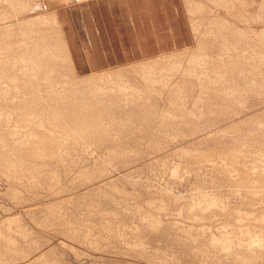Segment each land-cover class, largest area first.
Returning <instances> with one entry per match:
<instances>
[{"label":"rangeland","instance_id":"1","mask_svg":"<svg viewBox=\"0 0 264 264\" xmlns=\"http://www.w3.org/2000/svg\"><path fill=\"white\" fill-rule=\"evenodd\" d=\"M85 1L0 0V96L6 99L0 97V153L7 155L0 158V264H264V191L250 190V175L264 169V0H160L161 12L154 14L163 39L159 51L148 46L151 54L140 60L82 72L67 52L58 11ZM40 16L49 23L40 24ZM149 16L140 15L145 34L151 31ZM14 62L19 65L9 67L12 72L7 63ZM10 71L13 76L20 72L18 82ZM91 77H101L95 102L88 84L77 82ZM124 83L133 87L125 91ZM75 95L98 101L104 118L96 130L30 156L18 141L27 131L25 122L26 131L21 126L25 112L32 122L45 110L54 111L52 104L56 111L72 105L68 100ZM33 122L29 128H36ZM241 179L243 187L237 184ZM245 192L247 197L240 196ZM214 197L217 208L207 205ZM257 236L262 248L251 251V260L236 242L246 246ZM223 239L233 242L228 254L214 246Z\"/></svg>","mask_w":264,"mask_h":264},{"label":"bare ground","instance_id":"2","mask_svg":"<svg viewBox=\"0 0 264 264\" xmlns=\"http://www.w3.org/2000/svg\"><path fill=\"white\" fill-rule=\"evenodd\" d=\"M79 1V0H78ZM13 2V1H12ZM28 2V1H27ZM34 2V1H33ZM39 2V1H38ZM9 3H11V2H9ZM32 3V2H31ZM28 4H30V3H28ZM34 4H36V3H34ZM3 5H4V3H3ZM10 5V4H9ZM32 5V4H31ZM6 6V5H5ZM36 6H37V4H36ZM199 9V8H198ZM5 13V12H4ZM54 13V12H53ZM61 13V12H60ZM49 15V14H48ZM48 15H46L47 17H49ZM51 15V14H50ZM42 16H44V14L42 15ZM8 17H9V15H8ZM45 17V16H44ZM11 18V17H10ZM50 18V17H49ZM49 18H43V20L46 22V23H49ZM59 18V17H58ZM39 19V21H40V24H41V21L43 22V20H40L41 19V16H40V18H38ZM53 19V18H52ZM52 19H50V20H52ZM55 19V18H54ZM36 20H37V18H36ZM1 21H2V19H1ZM0 21V22H1ZM38 21V20H37ZM247 21V20H246ZM32 22H34L33 20H32ZM55 22V21H54ZM24 23H25V21H24ZM23 23V24H24ZM34 23H36V21L34 22ZM39 23V22H38ZM57 23V22H56ZM51 25V24H50ZM8 26V25H7ZM11 26V25H10ZM55 26V25H54ZM60 28H61V35H62V37L64 38V40L66 41V45H67V52L68 51H70L69 50V41H67V37H66V31L64 30V26L62 27V24L61 23H59V25H58ZM57 26V27H58ZM39 27V26H38ZM8 29V28H7ZM17 29V28H16ZM235 29V28H234ZM4 30V29H3ZM23 30V29H22ZM10 31V30H9ZM239 31V30H238ZM11 32V31H10ZM9 32V33H10ZM16 32V31H15ZM40 32V31H39ZM5 33V32H4ZM23 33V32H22ZM21 33V34H22ZM26 33H27V31H26ZM13 34V33H12ZM2 35V34H1ZM10 35V34H9ZM8 35V36H9ZM15 35V34H14ZM45 35V34H44ZM7 36V37H8ZM6 37V38H7ZM10 37V36H9ZM17 38H19V37H17ZM63 38H62V40H63ZM20 39H22V38H20ZM37 39V38H36ZM7 40V39H6ZM39 40V39H38ZM19 41V40H18ZM30 41V40H29ZM43 41V40H42ZM6 42V41H5ZM65 43V42H64ZM5 44H7V43H5ZM17 44H19V42L17 43ZM21 44V43H20ZM4 45V44H3ZM24 45V44H23ZM22 45V46H23ZM28 45V44H27ZM36 45V44H35ZM65 45V46H66ZM5 46V45H4ZM21 46V45H20ZM7 47V46H6ZM10 47V46H9ZM15 47H17V46H15ZM26 48V47H25ZM20 49V48H19ZM42 49V48H41ZM1 51V50H0ZM8 51V50H7ZM33 51V50H32ZM6 52V51H5ZM30 53V52H29ZM1 54H2V52H1ZM26 54H27V52H26ZM31 55V54H30ZM68 55V54H67ZM29 56V55H28ZM39 56V55H38ZM41 56V55H40ZM167 56V55H166ZM259 56V55H258ZM32 57V56H31ZM34 57V56H33ZM6 58V57H5ZM0 59H2V58H0ZM20 59V58H19ZM34 59V58H33ZM25 60V59H24ZM23 60V61H24ZM53 60V59H52ZM9 60H7V62H8ZM31 61V63L34 65V63H33V61L32 60H30ZM35 61V60H34ZM2 62V61H1ZM6 62V61H5ZM16 62H17V60H16ZM16 62H14V64H8L7 63V68H9V67H16V65L18 64V63H16ZM21 62V61H20ZM25 62V61H24ZM28 62V61H27ZM30 63V62H29ZM73 63V62H72ZM240 63V62H239ZM46 64V63H45ZM19 65V64H18ZM20 65H22V64H20ZM38 64H36V66H37ZM43 65V64H42ZM256 65V64H255ZM30 66V65H29ZM32 66V65H31ZM3 67H4V65H3ZM24 67V66H23ZM22 67V68H23ZM26 67H28V66H26ZM7 68H5L6 70H8ZM19 68H20V66H19ZM30 68V67H29ZM28 68V69H29ZM32 68H33V66H32ZM43 68V67H42ZM4 69V70H5ZM10 70H11V68H9ZM3 70V71H4ZM22 70V69H21ZM24 70V69H23ZM33 70V69H32ZM12 72H13V70H11ZM10 71V72H11ZM25 71V70H24ZM23 71V72H24ZM28 71H30V69L28 70ZM46 71V70H45ZM6 72V71H5ZM12 72H11V74H12ZM26 72H27V70H26ZM48 72V71H47ZM63 72V71H62ZM145 72H147V70L145 71ZM150 72V71H149ZM4 73V72H3ZM15 73V72H14ZM13 73V74H14ZM20 73V72H19ZM18 73V74H19ZM59 73V72H58ZM98 73V72H97ZM186 73V72H185ZM256 73V72H255ZM13 74L11 75V77L13 76ZM17 74V75H18ZM23 74V73H22ZM21 74V75H22ZM40 74V73H39ZM45 74V73H44ZM43 74V75H44ZM96 74V73H95ZM3 74H2V71L0 70V79L4 76H2ZM17 75H15V76H13V78H14V82H18L17 81ZM38 75V74H37ZM94 75V74H93ZM186 75V74H185ZM25 76H26V74H25ZM55 76V75H54ZM172 76V75H171ZM231 76V75H230ZM23 77V76H22ZM109 77H111V79L113 78L114 79V75H112V76H109ZM4 78H7V77H4ZM10 78V77H9ZM20 78V77H19ZM27 78V77H26ZM34 78H35V76H34ZM33 78V79H34ZM38 78H40V77H38ZM116 78V77H115ZM251 78V77H250ZM12 79V78H11ZM10 79V80H11ZM33 79H32V84H33V82L35 81H33ZM42 79V78H41ZM47 79V78H46ZM55 79V78H54ZM103 79H104V77H103ZM43 80V79H42ZM50 80H51V78H50ZM58 80V79H57ZM97 80V81H96ZM99 80H101V77H99V78H94V77H91V78H86V79H84V80H80V81H77L78 83H80V84H82V85H84V83L85 84H88V86H85V87H89V88H91V89H87L88 91H90V94H92V95H90V97L91 98H94V100H93V102H95L96 100L95 99H97L96 98V96H98V91H99V88H98V84H99ZM166 80V79H165ZM12 81V80H11ZM41 81V80H40ZM105 81V80H104ZM27 82V81H26ZM31 82V81H30ZM30 82H28V83H30ZM97 82H98V84H97ZM103 82V81H102ZM21 83V82H20ZM19 83V84H20ZM47 83V82H46ZM50 83V82H49ZM108 83H109V81H108ZM259 83V82H258ZM10 84H11V82H10ZM36 84V83H35ZM41 84V83H40ZM40 84H37V86L38 85H40ZM44 84V83H43ZM64 84V83H63ZM101 84V83H100ZM16 85V84H15ZM24 85H26V84H24ZM123 86L122 87H124V90L126 91L127 90V86H132L133 87V85H131V84H128V83H124V84H122ZM8 86V85H7ZM10 86V85H9ZM28 86H30V84H28ZM45 86V85H44ZM48 86V85H47ZM46 86V87H47ZM102 86V85H101ZM138 86V85H137ZM140 86V85H139ZM3 87V86H2ZM5 87V86H4ZM16 88H17V85L15 86ZM15 87H10V88H12V91L13 90H15L16 88ZM19 87H24V86H20L19 85ZM26 87V86H25ZM10 88H8V91H9V89ZM14 88V89H13ZM32 88V87H31ZM37 88V87H36ZM42 88H44L43 86H42ZM111 89H116V88H113L112 86L110 87ZM4 89V88H3ZM24 88H20L19 90H23ZM35 89V88H34ZM39 89V88H38ZM37 89V90H38ZM77 89H79V88H77ZM197 89V88H196ZM252 89V88H251ZM19 90H18V92H19ZM25 90V89H24ZM44 90H46V89H44ZM44 90H42V91H44ZM52 90V89H51ZM50 90V91H51ZM54 90V89H53ZM141 90V89H140ZM8 91H5V92H8ZM15 91H17V90H15ZM30 91V90H29ZM65 91V90H64ZM106 94L107 93H109V86L108 87H106ZM104 91V92H105ZM163 91V90H162ZM1 92V91H0ZM3 92V91H2ZM17 92V94H19ZM25 92V91H24ZM31 92V91H30ZM45 92V91H44ZM22 93H23V91H22ZM38 93V92H37ZM76 93V92H75ZM81 93H83V92H81ZM16 94V96H18ZM21 94V93H20ZM19 94V95H20ZM33 94V93H32ZM40 94V93H39ZM42 94V93H41ZM57 94V93H56ZM69 94V93H68ZM73 94H74V92H73ZM101 94H102V92H101ZM105 94V95H106ZM146 94H148V93H146ZM160 94V93H159ZM250 94V93H249ZM4 94L2 93V96H3ZM9 95H11V94H9ZM15 95V94H14ZM13 95V96H14ZM26 95V93L24 94V96ZM79 95H81L80 93H79ZM134 95V94H133ZM21 96H22V94H21ZM27 96H29L30 97V94H28ZM31 96H33V95H31ZM61 96V95H60ZM63 96V95H62ZM82 96V95H81ZM100 96V95H99ZM1 97V96H0ZM4 97V96H3ZM3 97H1L3 100H4V98ZM49 97H50V95H49ZM197 97V96H196ZM195 97V98H196ZM11 98V97H10ZM9 98V99H10ZM18 98V97H17ZM17 98L15 97L14 99H16L17 100ZM20 98V97H19ZM26 98H28V97H26ZM26 98H24V99H22V100H25ZM54 98V97H53ZM8 99V98H7ZM34 99V98H33ZM51 99V98H50ZM60 99H63V98H60ZM67 99H68V97H67ZM99 99V98H98ZM6 100V99H5ZM4 100V101H5ZM11 100V99H10ZM10 100H9V102H10ZM19 101H20V99H18ZM17 100V101H18ZM29 100H30V98H29ZM28 99H27V101H29ZM32 100V99H31ZM30 100V101H31ZM34 100H36V99H34ZM34 100H32V101H34ZM53 100V99H52ZM51 100V101H52ZM55 100H56V98H55ZM59 100V99H58ZM70 100H73L72 101V105H71V102L69 103L68 101H70ZM130 100H131V98H130ZM230 100V99H229ZM16 101V102H17ZM63 101V100H62ZM61 101V102H62ZM65 101H66V99H65ZM66 103L68 104V107H64V108H58V110L56 111V109H54L52 106H53V104L51 105V109H53L54 111H52V112H49L48 110H45V116H40L41 115V113H40V117L39 116H37V115H35V120L37 121L36 123V125L37 126H35V120H32V122H33V124H34V126L36 127V128H29L30 127V125H31V118H27V117H29V116H27L28 114H27V111L25 112L24 111V109H23V111L25 112V114L23 115V114H21V115H23V116H26L25 118L26 119H24V118H21L20 116L21 115H19V118L18 119H22L23 121H22V123H21V126H23V128H24V125H23V122H25L24 124H26L25 125V128L27 129V131L25 130V128H24V130L26 131L25 133H26V135L23 137L24 139L22 140V141H20L21 139L20 138H18V139H20V140H18L19 142H21V144H25V146H26V151H28L29 152V154L31 153L32 155H35V156H37V157H39V155L41 156L42 155V153H44V151L45 150H50V149H52L53 147H56L57 145L60 147V145L62 144V143H60V140L62 139H67L68 141L69 140H75V139H77L78 137L80 138V139H83L84 138V136L86 135L85 133H88V132H91L92 133V131H94V129L96 128L95 127V125L97 124V123H99V121H101L103 118H104V116L102 115V113H100L102 110L98 107V105H95L96 103H90V102H88V98H83V97H80V96H78V95H75V97H71V99H69ZM103 101V100H102ZM201 101V100H200ZM3 102V101H2ZM22 102H24V103H27V102H25V101H22ZM64 102V101H63ZM99 102H101V101H99ZM6 103V102H5ZM11 103V102H10ZM9 103V104H10ZM15 102L13 101V104H14ZM29 103V102H28ZM58 103V102H57ZM65 103V104H66ZM202 103V102H201ZM12 104V103H11ZM16 104V103H15ZM14 104V105H15ZM30 104V103H29ZM54 104H55V102H54ZM67 104H66V106H67ZM99 104V103H98ZM101 104H103V102H101ZM105 105H106V103H104ZM18 105H19V108H21L20 107V104H19V102H18ZM24 105V104H23ZM27 105V104H26ZM58 105V104H57ZM57 105H55L56 107H57ZM93 105H95V106H93ZM4 106V105H3ZM16 106V105H15ZM63 106H65L64 104H63ZM102 106V105H101ZM14 107V106H13ZM12 107V108H13ZM23 107H25V106H23ZM14 108H16V107H14ZM19 108H17V109H19ZM227 108V107H226ZM229 108V107H228ZM4 109H6V108H4ZM8 109V108H7ZM11 108H9V110H10ZM16 109V110H17ZM51 109H50V111H51ZM16 110H15V112H16ZM21 109H19L18 111H20ZM99 110H100V112H99ZM163 110V109H162ZM169 110V109H168ZM8 111V110H7ZM13 112H14V109H13ZM13 112H11V114H15V113H13ZM21 112V111H20ZM49 112V113H48ZM93 114H92V113ZM170 112V111H169ZM173 112V111H172ZM171 112V113H172ZM9 113H10V111H9ZM23 113V112H22ZM32 113V112H31ZM43 113H44V111H43ZM42 113V114H43ZM199 113V112H198ZM4 114V113H3ZM8 114V113H7ZM6 114V115H7ZM37 114V113H36ZM92 114V115H91ZM95 114V115H94ZM97 114V115H96ZM177 114V113H176ZM5 115V116H6ZM33 115V114H32ZM44 115V114H43ZM165 115V114H164ZM184 115V114H183ZM263 115V114H262ZM5 116H3L2 117V120L3 119H7V118H5ZM10 116V115H9ZM18 116V115H17ZM22 116V117H23ZM34 116V115H33ZM170 116V115H169ZM11 117V116H10ZM115 116H113V119H115L114 118ZM142 117H146V115L145 116H142ZM1 118V117H0ZM140 118V117H139ZM251 118V117H250ZM32 119H34V118H32ZM8 120V119H7ZM10 120H12V119H10ZM64 120H67L68 121V125H66L65 123V125H63V123L62 122H64ZM5 121V120H4ZM19 121V120H18ZM70 121H71V123H70ZM112 121V120H111ZM142 121V120H141ZM1 122V121H0ZM7 122H9V120L7 121ZM14 122V121H13ZM20 122H21V120H20ZM27 122V123H26ZM70 123V124H69ZM116 123V122H115ZM5 124H7L6 122H5ZM9 124V123H8ZM18 124V123H17ZM16 124V121H15V127H17L18 125ZM52 124V125H51ZM114 124V123H113ZM0 125H1V123H0ZM17 125V126H16ZM62 125V126H61ZM70 125V126H69ZM236 125V124H235ZM21 126H20V128H21ZM50 126H52V128L53 129H50ZM68 126V127H67ZM257 126V125H256ZM14 127V126H13ZM49 127V128H48ZM229 128V127H228ZM256 128V127H255ZM19 129V128H18ZM21 130H23V129H21ZM23 130V131H24ZM96 130V129H95ZM239 130V129H238ZM0 131H1V129H0ZM6 131V130H5ZM13 131V130H12ZM222 131V130H221ZM2 132V131H1ZM0 132V133H1ZM18 133V132H17ZM17 133L15 134H13V136L14 135H17ZM20 133V132H19ZM23 133V132H22ZM58 133V134H57ZM194 133V132H193ZM264 133V132H263ZM8 134V133H7ZM11 134H12V132H11ZM24 134V133H23ZM89 134V133H88ZM191 134V133H190ZM91 134H89V136H90ZM3 136H4V134L2 133V136H0V137H2L3 138ZM20 136V135H19ZM88 135L86 136L87 138L89 137ZM6 137V136H5ZM16 137V136H15ZM70 137H72V138H70ZM77 137V138H76ZM8 138V137H7ZM11 138H13V137H11ZM262 138V137H261ZM4 139V138H3ZM9 140V139H8ZM7 140V141H8ZM16 140V139H15ZM13 141V143L14 142H16V141ZM63 140V141H64ZM85 140V139H84ZM27 141H29L28 143H27ZM70 142V141H69ZM73 142H75V141H73ZM73 142H71V143H73ZM77 142V141H76ZM75 142V143H76ZM83 142V141H82ZM239 142V141H238ZM1 143V142H0ZM8 143H9V141H8ZM10 143H11V141H10ZM12 143V144H13ZM20 144V145H21ZM23 144V145H24ZM85 144H87L86 142H85ZM7 145V144H6ZM5 145V146H6ZM64 145V144H63ZM63 145H61V147L63 146ZM66 145V144H65ZM233 145V144H232ZM4 146V145H3ZM10 148H9V147ZM7 147L9 148V149H11V146L10 145H8ZM14 146V145H13ZM13 146H12V148H13ZM16 146V145H15ZM57 146V147H58ZM23 147V146H22ZM52 147V148H51ZM58 147V148H59ZM260 147V146H259ZM5 149V148H4ZM15 149V148H14ZM18 149V148H17ZM16 149V150H17ZM233 149V148H232ZM6 150V149H5ZM19 150V149H18ZM25 150V149H24ZM54 150V149H53ZM8 151V150H7ZM26 151H24V153L26 152ZM56 151V150H55ZM215 151V150H214ZM14 152V151H13ZM27 152V153H28ZM188 152V151H187ZM196 152V151H195ZM249 152V151H248ZM254 152V151H253ZM252 152V153H253ZM12 153V152H11ZM16 153V152H15ZM20 153V152H19ZM48 153V152H47ZM53 153H55V152H53ZM198 153H201V152H199L198 151ZM197 153V154H198ZM232 153H234V152H232ZM251 153V154H252ZM26 154V153H25ZM24 154V155H25ZM31 154H30V156H31ZM188 154H189V152H188ZM203 155H204V153H202ZM210 154V153H209ZM231 154V153H230ZM235 154V153H234ZM12 155V154H11ZM44 155V154H43ZM218 155V154H217ZM225 155V154H224ZM237 155V154H236ZM2 156H7V155H5V151H4V153H0V158L2 157ZM8 156H10V154L8 155ZM17 156V155H16ZM211 157L212 155L210 154V155H208V157ZM222 156V155H221ZM226 156V155H225ZM241 156H242V154H241ZM258 156V155H257ZM263 156V154L261 153V155H260V157H262ZM202 157H204V156H202ZM202 157H199V158H202ZM209 157V158H210ZM215 157V156H214ZM6 158V157H5ZM43 158V157H42ZM42 158H40V159H42ZM48 158V157H47ZM51 158V157H50ZM231 158H234V157H231ZM237 158V157H236ZM236 158H235V160H236ZM239 158V157H238ZM248 158V157H247ZM196 159H198V158H196ZM206 159V158H205ZM213 159V158H212ZM243 159V158H242ZM246 159V158H245ZM264 159V158H263ZM1 160H3L2 158H1ZM14 160H16L15 158H14ZM14 160L12 161V162H14ZM43 160V159H42ZM202 160V159H201ZM206 160H208V159H206ZM254 160V159H253ZM258 160H261V159H258ZM257 160V161H258ZM6 161V160H5ZM11 161V160H10ZM9 161V162H10ZM26 161V160H25ZM210 161V160H209ZM237 161V160H236ZM241 161V160H240ZM3 162V161H2ZM8 162V163H9ZM12 162H10V163H12ZM22 162H23V160H22ZM27 162V161H26ZM205 162V161H204ZM207 162V161H206ZM216 162H217V160H216ZM244 162V161H243ZM247 162V161H246ZM18 163H19V160H18ZM34 163V162H33ZM199 163V162H198ZM203 163V162H202ZM229 163V162H228ZM232 163V162H231ZM257 163V162H256ZM6 164V163H5ZM36 164V163H35ZM34 164V165H35ZM44 164V163H43ZM223 164V163H222ZM244 164V163H243ZM262 164V163H261ZM14 165V164H13ZM201 165V164H200ZM214 165H215V162H214ZM224 165V164H223ZM256 165V168L258 167L257 166V164H255ZM18 166V165H17ZM232 166V165H231ZM243 166V165H242ZM249 166V165H248ZM247 165H246V168L248 169L249 168V170L251 169L250 167H248ZM263 166V165H262ZM3 167H4V165H3ZM6 167V166H5ZM26 167V166H25ZM36 167V166H35ZM224 167H225V165H224ZM260 167H261V165H260ZM260 167H258L257 169L259 170L260 169ZM63 168V167H62ZM226 168H229V167H227L226 166ZM245 168V169H246ZM6 169V168H5ZM29 169V168H28ZM39 169V168H38ZM230 169H231V167H230ZM230 169H229V171H228V173H230ZM262 169H263V167H262ZM4 170V169H3ZM31 170V169H30ZM223 170V169H222ZM225 170V169H224ZM232 170V172H233V169H231ZM240 170V169H239ZM249 170H247L248 172H250ZM25 171V170H24ZM238 171V170H237ZM242 171V170H241ZM240 171V172H241ZM246 171V170H245ZM244 170H243V173L245 172ZM246 171V172H247ZM257 171V170H256ZM255 171V172H256ZM262 171V172H261ZM260 172H258L257 173V175H255V174H251L250 176H251V179H252V177L254 178L252 181H253V183L250 181L251 179H250V177H249V175H248V178L250 179L249 180V182H251V184H250V190H251V187H252V190H254V189H256L257 188V190L259 189L260 191H261V189L264 191V180H263V178H264V169L263 170H261ZM12 172V171H11ZM22 172V171H21ZM26 172V171H25ZM226 172V171H225ZM224 172V173H225ZM239 172V174L240 175H242L241 173ZM245 172V173H246ZM247 172V173H248ZM252 172V171H251ZM4 173V172H3ZM23 173V172H22ZM42 173H43V171H42ZM235 173V172H234ZM233 173V174H234ZM244 173V174H245ZM246 173V174H247ZM17 174V173H16ZM227 174V173H226ZM231 174V173H230ZM243 174V175H244ZM40 175V174H39ZM236 175V174H235ZM37 176V175H36ZM196 176H197V174H196ZM245 176V175H244ZM32 177H34V176H32ZM247 177V176H246ZM245 177V178H246ZM195 178H197V177H195ZM232 178V177H231ZM241 178V177H240ZM243 178V177H242ZM15 179V178H14ZM25 179V178H24ZM29 179V178H28ZM224 179H226L225 177H224ZM247 179V178H246ZM27 180V179H26ZM34 180V179H33ZM56 180V179H55ZM237 180H239V179H237ZM242 180H244V179H241L240 181H238L237 182V184L239 183V184H241L240 182H242L243 183V181ZM248 180V179H247ZM196 181V180H195ZM59 182V181H58ZM245 182V181H244ZM247 182V181H246ZM195 183V182H194ZM236 183V182H235ZM248 183V182H247ZM58 184V183H57ZM68 184V183H67ZM236 184H234V186H235ZM246 185H248V184H245V186ZM237 186V185H236ZM238 186H240V185H238ZM241 186L243 187L244 185H242L241 184ZM249 186V185H248ZM242 187H240V188H242ZM247 187V186H246ZM72 188V187H71ZM200 188V187H199ZM202 188V187H201ZM233 188V187H232ZM239 188V187H238ZM261 188V189H260ZM61 189V188H60ZM63 189V188H62ZM203 189V188H202ZM237 189V187L235 188V190ZM245 189V188H244ZM64 190V189H63ZM211 190V189H210ZM209 190V191H210ZM238 190V189H237ZM248 189H245V191H247ZM202 191V190H201ZM216 191V190H215ZM219 191H221L220 189H219ZM242 191H244L243 189H242ZM242 191H241V193H239V194H242ZM254 191H256V190H254ZM262 191V192H263ZM62 192V191H61ZM217 192V191H216ZM216 192H215V194H216ZM235 192V191H234ZM239 192V191H238ZM248 192H249V190H248ZM252 192V191H251ZM258 192V191H257ZM257 192H256V194L255 195H259V197L261 198V196L260 195H262L260 192H258V194H257ZM53 193V192H52ZM211 193V192H210ZM220 193V192H219ZM260 193V194H259ZM204 194V193H203ZM247 195V193L245 192L243 195H240V196H243L244 197V195ZM249 194V193H248ZM206 195V194H205ZM213 195V194H212ZM236 195V194H235ZM245 195V196H246ZM251 195V194H250ZM222 196V195H221ZM220 195H219V197H221ZM252 196H254V195H252ZM23 197V196H22ZM175 197H176V195H175ZM218 197V196H217ZM218 197V198H219ZM247 197V196H246ZM249 197V196H248ZM255 197V196H254ZM210 198H211V196H210ZM217 198V199H218ZM228 198V197H227ZM258 198V197H257ZM256 198V199H257ZM220 200H221V198H219ZM230 199V198H229ZM248 199V198H247ZM254 199V198H253ZM252 199V200H253ZM262 199V198H261ZM264 199V198H263ZM24 200V199H23ZM65 200V199H64ZM92 200V199H91ZM193 200V199H192ZM219 200V201H220ZM259 200V199H258ZM230 201V200H229ZM222 202V201H221ZM225 202V201H224ZM227 202V204H226V206L228 207L229 205H228V201H226ZM231 202V201H230ZM257 202V201H256ZM194 203H196L195 201H194ZM252 203V202H251ZM70 204V203H69ZM207 205L209 206V207H211V208H217L218 207V205H219V202L218 201H216V199H215V197H214V199H207ZM242 205V204H241ZM244 205V204H243ZM196 206V205H195ZM231 206H233L232 204H231ZM62 207H63V205H62ZM197 207V206H196ZM195 207V208H196ZM199 207V206H198ZM243 207V206H242ZM254 207V206H253ZM64 208V207H63ZM62 208V209H63ZM69 208V207H68ZM194 208V209H195ZM202 208V207H201ZM230 208V207H229ZM238 208H240V207H238ZM199 209H200V207H199ZM204 209V208H203ZM226 210L228 209V208H225ZM232 210L234 209V208H231ZM50 210V209H49ZM197 210H198V208H197ZM201 210V209H200ZM231 210V211H232ZM239 210V209H238ZM251 210H253V209H251ZM58 211V210H57ZM217 211H218V209H217ZM234 211H237L236 209H234ZM243 211V210H242ZM260 211H262V210H260ZM41 212V211H40ZM67 212H68V210H67ZM213 212V211H212ZM216 212V211H215ZM220 212H224V211H220ZM230 212V211H229ZM249 212V211H248ZM248 212H245V213H248ZM255 213V211H252V213ZM194 213H196L197 214V212H194ZM218 213V212H217ZM225 213H226V211H225ZM236 213V212H235ZM251 213V214H252ZM261 214H263L262 212H260ZM259 213V214H260ZM205 214V213H204ZM204 214L202 213V215L204 216ZM212 214V213H211ZM219 214H221V213H219ZM228 214H230V213H228ZM250 214V213H249ZM259 214H257V215H259ZM193 215V214H192ZM222 215H224V213L222 214ZM254 215H256V214H254ZM256 215V216H257ZM194 216H195V214H194ZM201 216V215H200ZM218 216V215H217ZM220 216V215H219ZM236 216H238V215H236ZM64 217V216H63ZM214 217V216H213ZM222 217V216H221ZM238 217H240V216H238ZM238 217H237V219H238ZM113 219V218H112ZM198 219H199V216H198ZM251 219V218H250ZM264 219V218H263ZM16 220V219H15ZM244 220V219H243ZM245 220H247V219H245ZM249 221V220H248ZM250 221H255V218H254V220H253V218H252V220H250ZM43 222V221H42ZM245 223H247V222H245ZM250 223V222H249ZM44 224V223H43ZM51 224V223H50ZM49 224V225H50ZM252 224V223H251ZM250 224V225H251ZM256 224V223H255ZM245 225V224H244ZM243 225V226H244ZM263 225V224H262ZM152 226H154V225H152ZM242 225L240 224L237 228H240ZM246 226H248V225H246ZM252 226H254V225H252ZM26 227V226H25ZM154 227H157V226H154ZM228 227H230V226H228ZM232 227V226H231ZM235 227V226H234ZM233 227V228H234ZM45 228V227H44ZM245 228V227H244ZM248 228V227H247ZM246 228V229H247ZM254 228V227H253ZM260 228H261V226H260ZM125 229V228H124ZM232 229V228H231ZM243 229V228H242ZM256 229H258V226H257V228ZM155 230V229H154ZM156 230H157V228H156ZM244 230V229H243ZM243 230H242V232H243ZM247 230H249V229H247ZM247 230H245V232L244 233H246V231ZM251 230V229H250ZM121 231V230H120ZM137 231V230H136ZM209 231V230H208ZM236 231V230H235ZM234 231V232H235ZM253 231H255V228H254V230ZM261 231H263L262 229L260 230V231H258L259 233H262ZM34 232V231H33ZM231 232V231H230ZM248 232H250L251 233V231H248ZM104 233V232H103ZM111 233V232H110ZM253 233V232H252ZM251 233V234H252ZM259 233H257V234H259ZM23 234V233H22ZM97 234V233H96ZM106 234V233H105ZM232 234H233V231H232ZM236 234V233H235ZM33 235V234H32ZM162 235V234H161ZM164 235V234H163ZM234 235V234H233ZM243 236H244V234H242ZM259 235H261V234H259ZM204 236V235H203ZM223 237H224V235H222ZM262 236V235H261ZM261 236H257V238L256 239H253V240H251V241H249V243L245 246V244H241L240 242H236V246H238L239 248H236V249H243V251H242V253L241 254H244L245 253V251H246V253L248 252V255H247V257L246 258H250L251 260L253 259V255H254V252H252L251 253V251H254V249L256 248V247H261V244H262V239H261ZM5 237V236H4ZM97 237V236H96ZM142 237V236H141ZM220 237V236H219ZM235 238L237 237L236 235L234 236ZM247 237V236H246ZM91 238V237H90ZM131 238V237H130ZM233 238V237H232ZM235 238H233V239H235ZM263 238H264V235H263ZM3 239V238H2ZM9 239V238H8ZM38 239V238H37ZM196 239H198V238H196ZM5 240V239H4ZM12 240V239H11ZM10 240V241H11ZM148 240V239H147ZM153 240V239H152ZM163 240V239H162ZM161 240V241H162ZM205 240V239H204ZM237 240L239 241V239L237 238ZM236 240V241H237ZM245 240V239H244ZM248 240H249V238H248ZM13 241V240H12ZM96 242V241H95ZM103 242V241H102ZM135 242V241H134ZM150 242V241H149ZM163 242V241H162ZM166 242H167V240H166ZM209 242H211V241H209ZM184 243V242H183ZM194 243V242H193ZM215 244H214V246H216V247H219L220 249H222L223 251H225V252H227V254L228 253H230L231 252V248H232V244H233V242H231V241H229V240H227V239H223V240H218V241H215L214 242ZM235 243V242H234ZM41 244V243H40ZM154 244H156V243H154ZM169 244H171L172 245V243H170L169 242ZM209 245H211V248H212V245L213 244H209ZM7 246V245H6ZM234 246V245H233ZM235 246V247H236ZM41 247V246H40ZM88 247V246H87ZM151 247H152V245H151ZM155 247V246H154ZM172 247V246H171ZM183 247V246H182ZM205 247V246H204ZM5 248V247H4ZM7 248V247H6ZM116 248H117V246H116ZM132 248V247H131ZM187 248V247H186ZM234 248V247H233ZM262 248V247H261ZM263 248H264V245H263ZM124 249V248H123ZM127 249H129V248H127ZM214 250L216 249V248H213ZM236 249H234L233 251H232V253L236 250ZM244 249H245V251H244ZM260 249V248H259ZM133 250V249H132ZM194 250V249H193ZM196 250V249H195ZM264 250V249H263ZM257 251V250H256ZM220 252V251H219ZM236 252V251H235ZM241 252V251H240ZM239 252V253H240ZM244 252V253H243ZM200 253V252H199ZM206 253H208L207 251H206ZM257 253V252H256ZM255 253V254H256ZM259 253V252H258ZM205 254V253H204ZM209 254V253H208ZM250 254V255H249ZM260 254V253H259ZM132 255V254H131ZM236 255V254H235ZM234 255V257L236 258V257H238L239 255L237 254L236 256ZM246 255V254H245ZM258 255V254H257ZM25 256V255H24ZM155 256V255H154ZM209 256V255H208ZM230 256V255H229ZM52 257V256H51ZM64 257V256H63ZM156 257V256H155ZM180 257V256H179ZM179 257H178V259H179ZM191 257V256H190ZM225 257H227V255L225 256ZM231 257V256H230ZM240 257V256H239ZM186 258V257H185ZM184 258V259H185ZM193 258V257H192ZM199 257H197V259H198ZM243 258V257H242ZM241 258V259H242ZM244 258H245V256H244ZM155 259V258H154ZM190 259V258H189ZM215 259V258H214ZM240 259V260H241ZM148 260V259H147ZM239 260V261H240ZM167 261V260H166ZM182 261V260H181ZM192 261H193V259H192ZM195 261V260H194ZM1 262H3V261H1ZM236 262V261H235ZM4 263V262H3Z\"/></svg>","mask_w":264,"mask_h":264},{"label":"crops","instance_id":"3","mask_svg":"<svg viewBox=\"0 0 264 264\" xmlns=\"http://www.w3.org/2000/svg\"><path fill=\"white\" fill-rule=\"evenodd\" d=\"M58 12L73 64L82 72L94 70L99 64L113 66L140 60L151 54L148 46L156 53L163 45L161 26L154 15L161 12L160 0H87ZM140 15H150L148 34L142 32L146 27L140 25ZM125 21L128 27L122 25Z\"/></svg>","mask_w":264,"mask_h":264}]
</instances>
